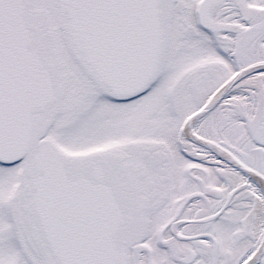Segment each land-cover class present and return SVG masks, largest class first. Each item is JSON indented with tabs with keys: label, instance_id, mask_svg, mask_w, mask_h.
Segmentation results:
<instances>
[{
	"label": "snow or ice",
	"instance_id": "obj_1",
	"mask_svg": "<svg viewBox=\"0 0 264 264\" xmlns=\"http://www.w3.org/2000/svg\"><path fill=\"white\" fill-rule=\"evenodd\" d=\"M0 264H264V0H0Z\"/></svg>",
	"mask_w": 264,
	"mask_h": 264
}]
</instances>
